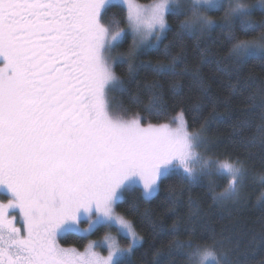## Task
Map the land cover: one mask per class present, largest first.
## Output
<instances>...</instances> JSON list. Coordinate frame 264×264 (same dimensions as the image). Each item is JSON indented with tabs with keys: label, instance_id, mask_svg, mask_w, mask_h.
Returning a JSON list of instances; mask_svg holds the SVG:
<instances>
[{
	"label": "snow or ice",
	"instance_id": "obj_1",
	"mask_svg": "<svg viewBox=\"0 0 264 264\" xmlns=\"http://www.w3.org/2000/svg\"><path fill=\"white\" fill-rule=\"evenodd\" d=\"M213 2L190 0L180 8L178 0H0V191L6 193V202H0V264H128L143 235L119 210L125 190L139 187L148 201L173 179V171L181 187L220 174L227 184L218 193L209 189L213 203L240 198L249 171L246 157L203 154L215 107L192 126L179 91L169 107L160 84L177 74L179 62V54L168 58V45L164 59L158 47L171 27L170 14L178 18L177 40L227 24L230 56L264 59V15L254 16L252 3L227 0L223 15L213 17L207 7ZM256 3L264 11V0ZM109 12L119 21L105 23ZM238 15L249 22L244 32L250 34L233 30ZM133 63L152 78L148 103L133 97L143 111L110 102L114 91L126 90L114 65L131 70ZM258 115L264 120V97ZM81 213L90 226L100 221L103 236L82 251L62 246L57 234L77 224ZM209 239L210 245L189 233L186 241L174 243L189 261L221 264L217 241Z\"/></svg>",
	"mask_w": 264,
	"mask_h": 264
},
{
	"label": "trees",
	"instance_id": "obj_2",
	"mask_svg": "<svg viewBox=\"0 0 264 264\" xmlns=\"http://www.w3.org/2000/svg\"><path fill=\"white\" fill-rule=\"evenodd\" d=\"M244 1L253 3L256 0ZM220 9L209 14L216 17ZM253 15H264V11L253 9ZM119 19L118 15L109 12L105 23ZM177 19L170 14L171 27L158 45L162 59L165 58L164 45L169 46L168 58L179 54L177 74L160 80L164 97L169 107H173L174 94L178 90L188 123L196 127L215 107L214 118L205 133L214 145L215 154L246 157V166L256 177L250 179L240 200L223 204L213 203V193L209 190L215 189L218 193L226 186V178L220 174H205L200 176L197 184L181 187L179 172H170L173 179L166 180L148 201L136 186L125 190L119 210L135 221L143 235L128 264H194V260L189 261L188 253L174 243L186 241L189 233L193 234L194 240L207 241L209 245V237L214 236L217 241L214 251L221 264H264V180L260 179L264 174V147L261 145L264 120L258 115L264 97V59L254 56L237 61L230 56L233 41L220 24L202 36H185L182 41L177 40L174 36L178 30ZM234 27L240 35L250 34L241 31L239 20L234 21ZM127 43L130 44V38ZM126 49L127 44H124ZM114 70L126 90L114 91L113 107L126 106L143 111L133 97H138L142 104L148 103L147 84L151 83V76L136 63L131 70L127 64L114 65ZM253 103L256 108L249 110L248 106ZM170 184L174 187L170 188ZM172 200L175 201L174 210H169ZM153 224L157 225L155 229ZM96 233L91 237H97ZM86 240L85 236L66 232L59 241L62 246L81 249Z\"/></svg>",
	"mask_w": 264,
	"mask_h": 264
},
{
	"label": "rangeland",
	"instance_id": "obj_3",
	"mask_svg": "<svg viewBox=\"0 0 264 264\" xmlns=\"http://www.w3.org/2000/svg\"><path fill=\"white\" fill-rule=\"evenodd\" d=\"M139 2V1H138ZM242 2L243 3H246V1H244V0H242ZM140 3H144V2H140ZM227 3V0H225V4ZM248 3V2H247ZM178 4H179V7L180 8H186L187 6H188V4H189V0H178ZM252 4H254L255 5V7L253 8V9H258V10H261L260 9V7H259V4L258 3H256V1L255 2H253ZM117 5H119V4H117ZM221 8V9H220ZM220 8H218V9H220V13H219V15H223V12H222V10H223V5H221V7ZM214 10H216V9H213V10H211V11H214ZM218 15V16H219ZM130 43H131V40H130ZM114 94V93H113ZM113 94L110 96V102H111V104H112V97H113ZM214 145H213V143L207 138V148H208V151L206 152V153H203L204 155H212V156H219V155H216L215 154V152H214ZM212 174H217V173H215V172H213ZM253 173H251V172H247L246 173V175H245V179H244V183H243V187H242V189H241V196H240V198H239V200L244 196V194H245V192H246V190H245V188L247 187V184L248 183H250V179L252 180V178L253 179H255V175H252ZM252 175V176H251ZM251 176V177H250ZM224 177V176H223ZM225 178V177H224ZM226 184H227V180H226ZM225 187V186H224ZM139 188V187H138ZM223 189H221L220 191H222ZM231 201V200H230ZM83 216V214L81 213V217ZM93 216H94V213H93ZM84 217V216H83ZM100 227V229H99V232H97L96 233V230H97V228H99ZM73 228H80V233H83V235H81V234H79V233H76V232H73V233H76V234H78V235H81V236H85L86 238H87V240H86V243H85V245L84 246H86L87 245V243H88V241L89 240H96V239H100L102 236H103V234H104V227H103V225L100 223L99 225H97L96 227H94V228H90V225H89V222H88V218L87 217H85V220L84 221H81V218L78 220V222H77V224H71V223H69V224H66L65 226H64V228L61 230V232H59V234L60 235H62L61 233L63 232V234L64 233H66V232H71L70 230L71 229H73ZM69 230V231H64V230ZM83 229H90L88 232H84L83 231ZM111 231L113 232V234L114 235H116V230L113 228V229H111ZM94 233H96L95 234V236L97 235V237H91V235L92 234H94ZM117 239L118 240H126L127 239V237L126 236H123V235H117ZM139 245V244H138ZM137 246V245H136ZM135 246V247H136ZM73 247V246H72ZM134 247V248H135ZM83 248L84 247H82L81 249H78V250H80V251H82L83 250ZM105 254H106V250H105ZM199 260V257H196L195 259H194V264H196V262ZM205 264H212V262H211V260L209 259V260H207L206 262H205Z\"/></svg>",
	"mask_w": 264,
	"mask_h": 264
},
{
	"label": "clouds",
	"instance_id": "obj_4",
	"mask_svg": "<svg viewBox=\"0 0 264 264\" xmlns=\"http://www.w3.org/2000/svg\"><path fill=\"white\" fill-rule=\"evenodd\" d=\"M189 2H190V0H189ZM239 2L243 3L242 0H239ZM224 4H225V0H214L213 4H211V5L207 6V7H208L209 10L211 11V10H213V9H218V8H220L221 5H224ZM199 7L203 8V7H205V5L201 4V5H199ZM248 14H249V13H241V15H248ZM235 20H239V23H240V29H241L242 32H244L245 30L249 29V22H243V21L241 20V18H240L239 15L233 17V26H234V21H235ZM210 27H211V29H213V28L217 27V25H212V26H210ZM222 27H223L226 31L229 30L227 24L222 25ZM233 30L236 31V30H235V27H233ZM205 31H207V29H206ZM262 43H264V41H262ZM251 54H252V53H248V55H251ZM84 220H85V217L82 216V217H81V221H84ZM99 224H100V221H99V220H94L93 223L91 224L90 228H94V227H96V226L99 225ZM89 230H90V229H89ZM64 231H69V230L66 229V230H64ZM70 231H71V232H76V233H79V234L83 235V233H80V228H73V229H71ZM61 234L63 235V232H62ZM211 262H212V264H214V262H213L212 260H211Z\"/></svg>",
	"mask_w": 264,
	"mask_h": 264
},
{
	"label": "flooded vegetation",
	"instance_id": "obj_5",
	"mask_svg": "<svg viewBox=\"0 0 264 264\" xmlns=\"http://www.w3.org/2000/svg\"><path fill=\"white\" fill-rule=\"evenodd\" d=\"M6 195V193L0 191V202H6V201H3V197ZM63 235H60L59 233L57 234V238H58V242H60V238L62 237Z\"/></svg>",
	"mask_w": 264,
	"mask_h": 264
}]
</instances>
